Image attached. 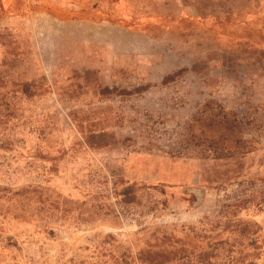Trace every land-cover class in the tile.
I'll use <instances>...</instances> for the list:
<instances>
[{
    "label": "rangeland",
    "instance_id": "rangeland-1",
    "mask_svg": "<svg viewBox=\"0 0 264 264\" xmlns=\"http://www.w3.org/2000/svg\"><path fill=\"white\" fill-rule=\"evenodd\" d=\"M0 264H264V0H0Z\"/></svg>",
    "mask_w": 264,
    "mask_h": 264
}]
</instances>
